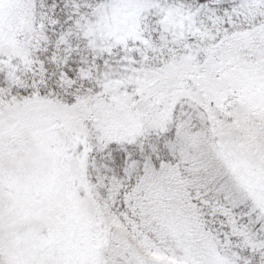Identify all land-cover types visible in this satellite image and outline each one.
<instances>
[{"label": "snow or ice", "instance_id": "1", "mask_svg": "<svg viewBox=\"0 0 264 264\" xmlns=\"http://www.w3.org/2000/svg\"><path fill=\"white\" fill-rule=\"evenodd\" d=\"M0 264H264V0H0Z\"/></svg>", "mask_w": 264, "mask_h": 264}]
</instances>
